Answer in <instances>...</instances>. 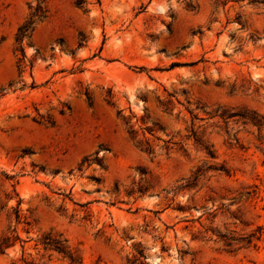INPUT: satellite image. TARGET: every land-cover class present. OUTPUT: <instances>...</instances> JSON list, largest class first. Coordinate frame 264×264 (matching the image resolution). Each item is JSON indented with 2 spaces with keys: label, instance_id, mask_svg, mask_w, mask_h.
<instances>
[{
  "label": "rangeland",
  "instance_id": "obj_1",
  "mask_svg": "<svg viewBox=\"0 0 264 264\" xmlns=\"http://www.w3.org/2000/svg\"><path fill=\"white\" fill-rule=\"evenodd\" d=\"M42 1L23 54L0 0V264H264V0Z\"/></svg>",
  "mask_w": 264,
  "mask_h": 264
},
{
  "label": "trees",
  "instance_id": "obj_2",
  "mask_svg": "<svg viewBox=\"0 0 264 264\" xmlns=\"http://www.w3.org/2000/svg\"><path fill=\"white\" fill-rule=\"evenodd\" d=\"M36 1H37V5L34 8L33 7L30 8L32 12L30 14L29 19L20 27L17 34L16 41L23 54H24L23 43L25 39L30 37V35L34 32V29L39 22L47 18V10L46 7H44V2L42 0H36ZM84 4L85 3L83 1H79L77 3V7L82 9L84 7ZM255 125H259V123H255ZM209 154L210 156L213 157L212 153ZM44 245L47 248H51L60 254H64V255L69 254L67 251V247L64 245V243L57 239H52L51 237H48L46 238ZM5 248H6V242L1 243L0 252L3 253ZM69 257L73 261L72 256L69 255Z\"/></svg>",
  "mask_w": 264,
  "mask_h": 264
}]
</instances>
